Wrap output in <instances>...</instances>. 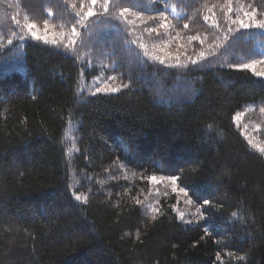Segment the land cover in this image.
<instances>
[{
	"label": "trees",
	"instance_id": "obj_1",
	"mask_svg": "<svg viewBox=\"0 0 264 264\" xmlns=\"http://www.w3.org/2000/svg\"><path fill=\"white\" fill-rule=\"evenodd\" d=\"M259 23L264 0H0V264H264Z\"/></svg>",
	"mask_w": 264,
	"mask_h": 264
},
{
	"label": "snow or ice",
	"instance_id": "obj_2",
	"mask_svg": "<svg viewBox=\"0 0 264 264\" xmlns=\"http://www.w3.org/2000/svg\"><path fill=\"white\" fill-rule=\"evenodd\" d=\"M91 2H92L93 4H95V3H96V0H91ZM106 7H107V4H105V8H106ZM125 11H127V9H125ZM88 15H89V16H92V15H94V13L91 12V11H89V12H88ZM240 24H241V26L244 27V28H248V27H249V25L246 24V23H244V21H240ZM256 26H257V27H260V28H264V23H259V24H257ZM32 27H35V25H30V26H29L30 29H31ZM32 35H33L35 38H37V39H45V40L47 39L46 35H45L44 37H41V36L38 35L37 32H32ZM243 67H245V68H253V69H254V65H243ZM256 75H257V76H264V73H256ZM98 91H99V89H98ZM113 91H116V89H113ZM153 179H155V178L153 177ZM173 179H175V178H173ZM77 199H79V197H77ZM205 203L207 204V203H209V201L205 200Z\"/></svg>",
	"mask_w": 264,
	"mask_h": 264
},
{
	"label": "rangeland",
	"instance_id": "obj_3",
	"mask_svg": "<svg viewBox=\"0 0 264 264\" xmlns=\"http://www.w3.org/2000/svg\"><path fill=\"white\" fill-rule=\"evenodd\" d=\"M31 30H32V32H37L38 33L37 29H34L33 30V28H31ZM38 35H39V33H38ZM45 35L47 36L48 35V32L43 31V33L40 34V36H45ZM249 65H254V68L257 66V64L254 63V62L253 63H250ZM250 69H253V68H250Z\"/></svg>",
	"mask_w": 264,
	"mask_h": 264
}]
</instances>
